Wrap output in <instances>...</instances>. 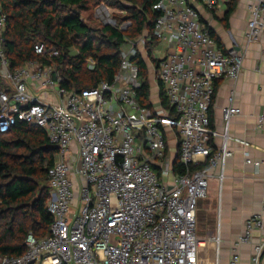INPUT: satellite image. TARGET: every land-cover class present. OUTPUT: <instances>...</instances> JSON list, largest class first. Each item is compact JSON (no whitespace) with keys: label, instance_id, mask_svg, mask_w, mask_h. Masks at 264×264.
Listing matches in <instances>:
<instances>
[{"label":"built area","instance_id":"built-area-1","mask_svg":"<svg viewBox=\"0 0 264 264\" xmlns=\"http://www.w3.org/2000/svg\"><path fill=\"white\" fill-rule=\"evenodd\" d=\"M198 1L209 9L219 2ZM102 7L94 15L103 24L119 30L131 25L116 23ZM247 8L245 36L255 41L264 31V0H249ZM153 9L158 15L151 31L123 40L111 81L69 90L54 64L30 60L10 68L3 47L7 14L0 4V77L9 83L0 90V133L23 121L42 128L57 148L47 170L49 233L42 238L28 233L24 252L0 255V264H198L203 242L196 234L197 201L207 197L214 167L220 166L222 182L232 154L228 142L249 146L227 130L219 133L209 116L215 81L236 79L243 53L219 47L189 0H158ZM156 46L161 56L151 55ZM34 51L58 54L38 42ZM138 58L154 76L156 96L150 88L149 106L137 97ZM87 62L92 69L94 62ZM221 114L227 127L240 109L228 104ZM255 124L264 132V113ZM219 135L214 150L211 140ZM170 136L177 145L175 160ZM176 160L182 172L175 171ZM263 222L262 214L246 219L228 264H240L237 247L251 242L253 228ZM262 251V244L254 245L252 264H260Z\"/></svg>","mask_w":264,"mask_h":264},{"label":"trees","instance_id":"trees-1","mask_svg":"<svg viewBox=\"0 0 264 264\" xmlns=\"http://www.w3.org/2000/svg\"><path fill=\"white\" fill-rule=\"evenodd\" d=\"M158 0H0L7 14L4 52L11 69L27 61L54 64L62 76L61 85L69 90L95 86L100 80L111 81L119 66V51L126 37L134 38L145 29L151 31L158 15L153 5ZM238 0L226 3L224 20L236 8ZM121 9L113 13L116 23L130 20L126 30L98 22H89L91 4ZM87 12L86 18L82 16ZM92 12V13H91ZM211 36L217 39L208 28ZM55 48L57 55H39L34 44ZM88 59L94 62L88 68ZM141 86L139 101L150 105L151 83L146 62L138 58ZM0 77V90L4 89ZM163 102V93L160 90ZM56 146L44 130L18 121L10 131L0 133V255L18 256L26 249L28 233L37 238L48 235L52 216L47 209L49 187L47 170L53 164ZM175 171L183 166L175 162ZM191 168H194L192 166Z\"/></svg>","mask_w":264,"mask_h":264},{"label":"crops","instance_id":"crops-1","mask_svg":"<svg viewBox=\"0 0 264 264\" xmlns=\"http://www.w3.org/2000/svg\"><path fill=\"white\" fill-rule=\"evenodd\" d=\"M189 1L197 9L200 22L217 37L219 47L225 49L233 46L243 53L237 78L215 81L209 116L215 130L219 133L227 130L229 135L246 140L249 146L228 142L232 154L225 161L222 182L217 179L220 166L214 167L208 195L201 198V204L196 208L201 245H210L211 251L216 252L218 264H228L234 241L245 231L246 219L254 214H262L264 218V132L258 130L255 124L256 117L264 113V31L255 41L246 39L249 0H238L236 8L226 20L224 13L229 0H219L217 6L211 9L198 0ZM228 104L237 106L240 114L233 116L226 127L221 108ZM211 141L216 150L221 135ZM169 150L175 160L177 145L174 141L169 142ZM246 152L250 163L246 162ZM216 238L219 239L218 243ZM256 244L263 245L260 264H264V222L262 227L253 228L251 242L237 247L240 264H252L251 256Z\"/></svg>","mask_w":264,"mask_h":264},{"label":"rangeland","instance_id":"rangeland-1","mask_svg":"<svg viewBox=\"0 0 264 264\" xmlns=\"http://www.w3.org/2000/svg\"><path fill=\"white\" fill-rule=\"evenodd\" d=\"M99 6H103L102 8H100V10H110L112 12V14L113 13H118V14L122 13L121 9H119V8H117L115 6L106 5V3H104V2H101L98 5L92 3L91 7L88 10H91L93 12V10H96V9L98 10ZM86 14H87V12H83L82 13L83 18L84 17L86 18ZM89 22H91L92 24H96V23L101 22V21L98 18H96L95 15L92 13L91 19H89ZM161 51H162V48L160 49V47H157V46L150 48L151 55L154 54L156 56H161ZM148 64H149V62H148ZM153 77L154 76H153L152 70L149 69L148 78H149V81L151 83V96L154 99L155 96H156V88H155V85H154L155 83L153 82ZM3 81H4V87L9 88V83L6 80H3ZM170 141H173L172 136H170ZM200 204H201V199H199L197 201V206L200 205ZM198 219H199L198 218V213L196 211V225H197L196 234H197V237H198L199 241H201V234H200L201 230H200V227H199L200 225H199ZM217 220H218V218H217ZM216 257H217L216 252L211 251L210 245H205V246L199 247V249H198V264H217Z\"/></svg>","mask_w":264,"mask_h":264}]
</instances>
